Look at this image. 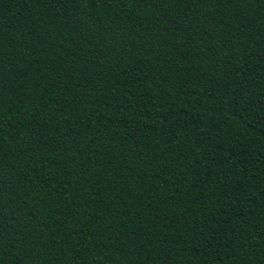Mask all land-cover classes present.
Wrapping results in <instances>:
<instances>
[{
	"label": "trees",
	"instance_id": "16d2710c",
	"mask_svg": "<svg viewBox=\"0 0 264 264\" xmlns=\"http://www.w3.org/2000/svg\"><path fill=\"white\" fill-rule=\"evenodd\" d=\"M0 264H264V0H0Z\"/></svg>",
	"mask_w": 264,
	"mask_h": 264
}]
</instances>
